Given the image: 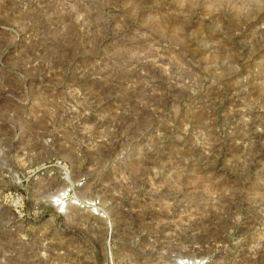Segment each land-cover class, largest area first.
<instances>
[{"label":"rangeland","instance_id":"1","mask_svg":"<svg viewBox=\"0 0 264 264\" xmlns=\"http://www.w3.org/2000/svg\"><path fill=\"white\" fill-rule=\"evenodd\" d=\"M0 264H264V0H0Z\"/></svg>","mask_w":264,"mask_h":264}]
</instances>
